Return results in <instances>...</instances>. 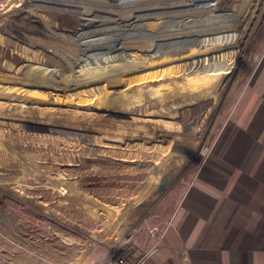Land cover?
I'll list each match as a JSON object with an SVG mask.
<instances>
[{"label": "rangeland", "instance_id": "obj_1", "mask_svg": "<svg viewBox=\"0 0 264 264\" xmlns=\"http://www.w3.org/2000/svg\"><path fill=\"white\" fill-rule=\"evenodd\" d=\"M156 1L178 4L159 11L173 18L152 25ZM242 2L0 0V174L21 178L25 165L34 172L43 167L50 180L60 175L75 181L84 193L112 205L138 197L155 176L142 208L174 184L173 199L196 173L264 51V0ZM86 6L93 9L82 12ZM105 6L125 9L130 17L120 21V13ZM58 16L86 28L69 29ZM184 24L189 29L181 30ZM156 26L180 30L121 38ZM163 177L167 184L159 194ZM35 190L0 184V242L11 241L10 198L21 223L26 212L39 221L47 215L31 203ZM49 197H56L51 189ZM21 239L25 243H15L18 255H41ZM6 248L0 264H10Z\"/></svg>", "mask_w": 264, "mask_h": 264}, {"label": "crops", "instance_id": "obj_2", "mask_svg": "<svg viewBox=\"0 0 264 264\" xmlns=\"http://www.w3.org/2000/svg\"><path fill=\"white\" fill-rule=\"evenodd\" d=\"M236 101L187 185L170 199L173 184L148 209L142 208L144 197L155 176L138 197L112 205L75 181L60 175L50 180L43 167L34 172L25 165L21 178L0 174V184L36 187L31 203L47 210L40 221L26 212L21 223L10 198L11 241L0 242V251L8 246L10 264L18 258L25 264H98L115 254L139 264H264V51ZM164 203L170 204L156 212ZM22 237L41 255H18L15 243Z\"/></svg>", "mask_w": 264, "mask_h": 264}, {"label": "bare ground", "instance_id": "obj_3", "mask_svg": "<svg viewBox=\"0 0 264 264\" xmlns=\"http://www.w3.org/2000/svg\"><path fill=\"white\" fill-rule=\"evenodd\" d=\"M166 1V0H165ZM212 1H215L216 3H217V1L216 0H212ZM157 2V1H156ZM168 2V1H167ZM175 2H177V1H175ZM76 3V2H75ZM61 4V3H60ZM102 4V3H101ZM178 3H173V1H171V3H168V4H164L163 2L161 3H156V7H153V8H156V11H157V13H156V19H154V22H151V24L152 25H156V23L158 22V21H162L163 19H165V20H167V19H169V18H173L170 14H162V12H159V11H161L163 8H165V9H170L172 6H176ZM58 5V4H57ZM83 5V4H82ZM82 5H80V6H82ZM92 5V4H91ZM127 5H129V3H127ZM163 5V6H162ZM72 6H74V5H72ZM77 6H79V5H77ZM94 7H96L95 5H94ZM99 7H102V6H99ZM106 7V6H105ZM110 7H112V6H109V7H106L107 9H106V12H109V13H115V12H119L120 13V16L118 17L119 19L118 20H120V21H124L125 19H127L128 17H130L129 16V12H127V10H125V9H123V10H121L120 8V10L119 11H116V9H114L113 8V10H110L111 8ZM115 7V6H114ZM64 8V7H63ZM84 9H83V11L82 12H90L91 11V9H93V7L91 6V7H83ZM117 8V7H116ZM130 9H132L131 7H129ZM150 8V7H149ZM97 9V8H96ZM141 9V8H140ZM93 11V10H92ZM136 12V11H135ZM138 12V11H137ZM142 12V11H141ZM139 13V12H138ZM135 14V13H134ZM212 15H213V13H212ZM140 16V15H139ZM58 18H60V19H63L64 21L62 22L63 23V25L64 26H66L67 28H69V29H73V28H77V27H79L80 28V26L81 27H85L83 24H80L79 22L77 23V22H74V21H72L71 20V23L70 22H68L64 17L62 18V17H60V16H58ZM70 18H72V16H70ZM139 18L140 17H138V20H139ZM143 18V17H142ZM158 18V19H157ZM123 19V20H122ZM129 19V18H128ZM70 21V20H69ZM113 21V20H112ZM118 22V21H117ZM195 23L197 22V20L196 21H194ZM67 23V24H66ZM116 23V22H115ZM120 23V22H119ZM191 23H192V21H191ZM188 24H190V23H188ZM188 24H184V26H183V28H181V30L182 29H189V26H187ZM117 25V24H116ZM145 25V24H144ZM206 26H208V25H203L202 27L201 26H199V27H192V28H194V29H205L206 28ZM151 27V26H150ZM211 27H212V25H211ZM210 27V28H211ZM86 28V27H85ZM155 28V27H154ZM156 30V36H171V35H173L174 34V32L175 31H177V30H180V28L179 29H168V30H157V26H156V29H152V30H149V31H146V32H144V33H141L140 34V32H134V33H131V34H129V35H123V36H121V38L122 39H125V38H134V37H138V36H150V35H152V34H154L153 33V31H155ZM209 31V30H208ZM183 32V31H182ZM229 33V32H228ZM27 34V33H26ZM41 34V33H40ZM87 34H89L88 32H87ZM22 36V35H21ZM222 37V36H221ZM57 38V37H56ZM89 40H92V41H94V43L98 40V39H90V37L88 38ZM105 39V38H104ZM103 39V40H104ZM118 38H115V40H117ZM223 39H225V38H223ZM61 40H63V39H61ZM60 40V41H61ZM105 40H107V39H105ZM55 41V40H54ZM84 41V40H83ZM64 42H65V40H64ZM82 42V41H81ZM61 43V42H60ZM91 43H93V42H90V43H87V44H85V43H83V45H85V46H89ZM223 43V42H222ZM66 50V49H65ZM64 50V51H65ZM90 50V49H89ZM93 50V49H92ZM62 51V50H61ZM31 53H33V52H31ZM54 53H60V52H54ZM63 53V52H62ZM69 53V52H68ZM218 53V52H217ZM66 54H67V52H66ZM74 54V53H73ZM81 56V55H80ZM216 56V55H215ZM211 57V56H210ZM217 57V56H216ZM220 57V56H219ZM223 57H225V56H223ZM64 58L65 59H68L67 58V55L65 56L64 55ZM209 58V57H208ZM212 58V57H211ZM214 58V57H213ZM207 59V58H206ZM205 59V60H206ZM103 60H107L106 58L105 59H103ZM209 60V59H208ZM214 60V59H213ZM213 60H212V62H213ZM215 60H217V59H215ZM220 60V59H219ZM68 61V60H67ZM98 61V60H97ZM206 62V61H205ZM84 65H86L87 67H88V65H91V64H89L88 62H84ZM85 68V67H84ZM86 69V68H85ZM88 74H94V72H91V73H88ZM54 106V105H53ZM206 136V135H205Z\"/></svg>", "mask_w": 264, "mask_h": 264}, {"label": "built area", "instance_id": "obj_4", "mask_svg": "<svg viewBox=\"0 0 264 264\" xmlns=\"http://www.w3.org/2000/svg\"><path fill=\"white\" fill-rule=\"evenodd\" d=\"M180 256L182 258L186 257L185 249L183 248L181 249ZM139 263H140L139 261L129 260L123 255H114L111 256L109 259H106L98 264H139Z\"/></svg>", "mask_w": 264, "mask_h": 264}, {"label": "water", "instance_id": "obj_5", "mask_svg": "<svg viewBox=\"0 0 264 264\" xmlns=\"http://www.w3.org/2000/svg\"><path fill=\"white\" fill-rule=\"evenodd\" d=\"M166 184H167V179H166V177H163L162 180L160 181V186H159V188L157 190L159 192V194H163L165 192L164 186Z\"/></svg>", "mask_w": 264, "mask_h": 264}, {"label": "trees", "instance_id": "obj_6", "mask_svg": "<svg viewBox=\"0 0 264 264\" xmlns=\"http://www.w3.org/2000/svg\"><path fill=\"white\" fill-rule=\"evenodd\" d=\"M10 237V236H9ZM117 255H121V254H117Z\"/></svg>", "mask_w": 264, "mask_h": 264}]
</instances>
